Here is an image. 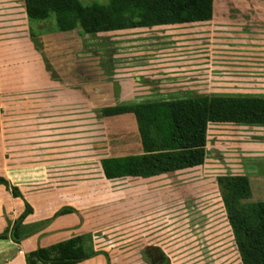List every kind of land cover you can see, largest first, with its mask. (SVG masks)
<instances>
[{"label":"rangeland","instance_id":"1","mask_svg":"<svg viewBox=\"0 0 264 264\" xmlns=\"http://www.w3.org/2000/svg\"><path fill=\"white\" fill-rule=\"evenodd\" d=\"M26 3L21 20L0 5V174L23 194L0 184V261L16 252L6 250L5 234L27 201L33 211L23 222L36 228L37 245L83 233L110 264H242L215 178L246 170L251 199L264 200V125L209 124L214 153L205 165L146 184L104 177L99 159L135 150L138 132L132 113L104 115L100 106L202 92L264 95V0H230L229 10L217 3L219 21L205 29L88 35L40 33L54 26L55 11L31 18ZM66 205L74 210L55 214ZM80 264H107L106 256Z\"/></svg>","mask_w":264,"mask_h":264},{"label":"trees","instance_id":"2","mask_svg":"<svg viewBox=\"0 0 264 264\" xmlns=\"http://www.w3.org/2000/svg\"><path fill=\"white\" fill-rule=\"evenodd\" d=\"M27 0L31 18L55 11L54 26L46 30L77 29L81 35L120 29L132 25L199 19L210 13V3L195 0L110 1L81 5L76 0ZM104 115L132 112L142 144V152L105 155L99 159L104 177L151 176L204 163L208 126L211 123L264 125V95L195 93L187 97L119 102L100 107ZM227 222L242 264H264V200H253L250 179L244 172L220 173L215 178ZM0 184L13 196H23L20 187L0 174ZM66 205L55 212L73 211ZM33 211L29 202L8 226L16 242L36 228L23 218ZM46 222V221H44ZM42 224V222L40 223ZM39 224V225H40ZM108 252L87 243L76 233L25 251L26 264H75Z\"/></svg>","mask_w":264,"mask_h":264},{"label":"crops","instance_id":"3","mask_svg":"<svg viewBox=\"0 0 264 264\" xmlns=\"http://www.w3.org/2000/svg\"><path fill=\"white\" fill-rule=\"evenodd\" d=\"M25 1L26 0H0V5H2V10H4L5 14H6L5 17L9 16V17H12V19H19V20H21V18L25 17L24 16V15H26L25 14L26 13L25 12ZM110 1H121V0H110ZM124 1H127L128 5L130 7H131L132 3L136 2V0H124ZM139 1H142V0H139ZM195 1L196 2H199V1L200 2H204V1L209 2L210 3V6H209L210 7V13L207 16L199 18V19L181 20V21H174V22H158V23L141 24V25H132V26L124 27V28H120V29H113V31H115V30H124V29H129V28H136V27H157V26H163V25H169V24H176V25H180V26L181 25H186V26H193V27H202V28L205 29V28H209L215 21H219L218 18L215 19L216 17H218L216 15V5H217V3H222V5H224L226 3L227 5H230V0H222V1H220V0H195ZM254 1H256V0H254ZM100 2L103 3V1H100ZM239 3L241 5L242 2H239ZM225 7H226V9L228 8V10L230 9V6H225ZM236 8H237V10H236L237 13L239 11H241V10H239L241 8V6L240 7H236ZM18 15H22V16L18 17ZM226 15L227 14L225 13V8H223L222 15H221L222 19H225V18L229 19L230 18L229 15H227V16ZM222 19H220V20H222ZM221 22L222 23H219L220 25H217V26L224 28L225 27V23H224L223 20ZM31 23L32 22L28 23L27 27H28L29 30L27 32H28L29 35L33 36L34 35V28L32 27ZM12 27H21V25L20 26L19 25L12 26ZM106 31H111V30H106ZM39 32L40 33L48 32V30L44 31L43 29H40ZM100 32H103V31H100ZM97 33H99V32H97ZM28 39H30V38H28ZM84 57L88 58L89 56L86 55ZM99 90H100L99 87H95L94 88L95 94H99ZM84 95L86 97V94H84ZM173 98H176V97H173ZM157 99H161V98H157ZM105 105H110V104H104V105H101V106H105ZM126 113H132V112H126ZM120 114H123V113H120ZM112 115H114V114H112ZM133 116H134V114H133ZM135 121H136V119H135ZM211 124H215V123H211ZM216 124H218V123H216ZM243 126H246V125H243ZM252 126L259 127L258 125H252ZM137 132H138V129H137ZM137 134H138L137 140L135 142H133V143H130L134 147L136 146L135 150L128 151V152H122V153H118V154H108V155H119V154H125V153L142 152V144H141L139 132ZM249 143H251V142H249ZM252 143H254V145H255L254 147H257L256 145H258L259 143H262V141H253ZM206 147H207V153H206L205 161L208 159V154L214 153L213 148H208V140H207ZM244 153L247 154V152H244ZM205 161H204V163H202L200 165H196V166H193V167L182 168V169H178V170L171 171V172H165V173H160V174L146 176V177H143V176H127V177H132L133 182H140V183L142 182V183H146V184H149L151 182H159L161 180H164L165 177H167V176H169L171 174H174L175 176H179V175H182L183 173L184 174L193 173L195 171L194 169H196V168H198V167H200L202 165H205L206 164ZM245 171H243V172L245 173ZM247 174H248L250 180L253 179L252 173L251 174L247 173ZM262 177L263 176H261L260 178L262 179ZM33 238H34V240L32 242L31 239H33ZM7 243H8V245H7L6 250L15 248L16 252L13 253L10 258L0 261V264H26L25 263V256H24L25 251L28 250V249L35 248L37 246V243L35 241V234L34 235H30V236L24 238L23 240H21L19 242H16V241H14V240L9 238V240H7ZM99 255H101V254L95 255L93 257H90V258L85 259L83 261L77 262L75 264H80L82 262L94 259L95 257H97Z\"/></svg>","mask_w":264,"mask_h":264}]
</instances>
